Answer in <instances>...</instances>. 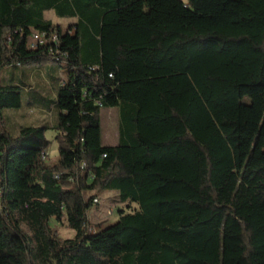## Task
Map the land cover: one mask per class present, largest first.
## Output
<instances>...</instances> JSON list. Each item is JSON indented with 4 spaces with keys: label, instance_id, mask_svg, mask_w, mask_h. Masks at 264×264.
Segmentation results:
<instances>
[{
    "label": "trees",
    "instance_id": "trees-1",
    "mask_svg": "<svg viewBox=\"0 0 264 264\" xmlns=\"http://www.w3.org/2000/svg\"><path fill=\"white\" fill-rule=\"evenodd\" d=\"M46 60L67 63L52 126L11 134L0 84V264H264V0H0V71ZM101 191L129 210L97 232Z\"/></svg>",
    "mask_w": 264,
    "mask_h": 264
},
{
    "label": "rangeland",
    "instance_id": "rangeland-1",
    "mask_svg": "<svg viewBox=\"0 0 264 264\" xmlns=\"http://www.w3.org/2000/svg\"><path fill=\"white\" fill-rule=\"evenodd\" d=\"M181 1L186 2V0ZM46 17L55 23L61 24L64 28L73 22L72 19L58 18L53 11L48 12ZM23 69H29L30 75L33 73L34 77L21 76ZM66 75V61L46 60L39 65L24 64L21 68L8 66L3 68L0 71V84L18 85L20 92V106L3 110V123L7 130L11 134L18 135L22 126L34 124L27 119L40 115V110L47 109L48 112L53 104L52 102H56L58 89ZM57 114L58 110L56 108L55 117H57ZM51 122L50 120L49 123ZM101 125L103 144L116 145L118 143V109L115 107L103 109L101 112ZM55 135L56 132L52 128L46 133V137L50 142L48 161L51 163L58 158V144ZM120 210L126 211L129 208L119 201L117 191L99 192L98 203H95L90 211L92 226L96 227L98 232L108 224L116 222ZM111 212L112 214H110ZM50 223L58 231L61 238H72L75 234L72 229L68 228L66 222L61 223L56 219H51Z\"/></svg>",
    "mask_w": 264,
    "mask_h": 264
},
{
    "label": "crops",
    "instance_id": "crops-1",
    "mask_svg": "<svg viewBox=\"0 0 264 264\" xmlns=\"http://www.w3.org/2000/svg\"><path fill=\"white\" fill-rule=\"evenodd\" d=\"M47 14V13H46ZM18 68H21V67H18ZM26 72V71H25ZM23 76H28V78H32V77H34V74L32 73L31 75H30V72L29 71H27L26 72V74H24ZM16 77V76H15ZM48 101V100H47ZM52 101V100H51ZM53 104H52V106H51V108L49 109V111L47 112V109H44V110H40V115H37V116H34V117H32V118H30V119H27V120H29L31 123H34V124H32V125H35V123H36V125H41V123H42V125H43V123L44 124H47V125H53V123H55V121H56V117H55V111H56V103L55 102H52ZM43 107H45V106H43ZM44 120H46L45 122H43ZM52 121L51 123H49V121ZM48 121V122H47Z\"/></svg>",
    "mask_w": 264,
    "mask_h": 264
},
{
    "label": "built area",
    "instance_id": "built-area-1",
    "mask_svg": "<svg viewBox=\"0 0 264 264\" xmlns=\"http://www.w3.org/2000/svg\"><path fill=\"white\" fill-rule=\"evenodd\" d=\"M45 36H46L45 33L34 32L30 39V46L36 47L40 44H43ZM52 38H53V41H56L57 44L59 45L57 36L55 34L52 35ZM48 158H49V149H45V160H48ZM97 200L98 199H95L94 202H97ZM110 214H112V212ZM89 232L91 233L90 228H89Z\"/></svg>",
    "mask_w": 264,
    "mask_h": 264
},
{
    "label": "bare ground",
    "instance_id": "bare-ground-1",
    "mask_svg": "<svg viewBox=\"0 0 264 264\" xmlns=\"http://www.w3.org/2000/svg\"><path fill=\"white\" fill-rule=\"evenodd\" d=\"M17 65H20V64H17ZM96 203V202H95Z\"/></svg>",
    "mask_w": 264,
    "mask_h": 264
}]
</instances>
